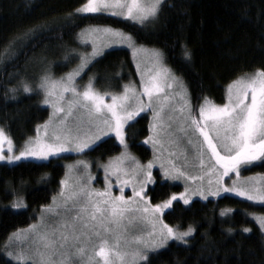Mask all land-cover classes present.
Listing matches in <instances>:
<instances>
[{
	"label": "snow or ice",
	"instance_id": "obj_1",
	"mask_svg": "<svg viewBox=\"0 0 264 264\" xmlns=\"http://www.w3.org/2000/svg\"><path fill=\"white\" fill-rule=\"evenodd\" d=\"M163 7L164 0H85L76 12L108 13L144 24L157 18ZM28 35L24 34L25 37ZM78 38L82 44L90 40L92 51L79 52L72 49L64 58L70 60L73 56L78 57L79 64L74 69L58 79L47 70L40 77L38 87L43 92L42 103L52 108L49 120L43 125L44 135L49 139L37 135L35 142L28 143L19 154H15L12 139L0 128V160L12 162L22 157L47 159L50 155L70 150L83 152L101 137L114 133L125 152L119 163L113 166V171L120 184L132 186L133 195L126 197L123 187L120 188V195H113L107 181L108 166H105L106 186L102 191L90 187V176L88 181L77 177L72 185L61 181L65 186L59 193L61 200L57 202L53 198L52 205L44 208L47 219L42 214L41 223L33 226L29 237L31 250L26 251L24 244H19L15 251L9 250L6 245V255L10 260L15 264H147L149 250L164 246L170 239L187 242L185 238L194 232L192 226L180 231L159 218L165 209L172 207L177 195L173 194L161 203H151L145 189L153 183V162L141 165L127 153L125 125L146 110H151L153 119L149 128L150 135L144 143H151L154 152L168 151L171 156L184 157V164L180 167L175 163L170 168L161 165L166 179H197L185 171L188 166L186 151L177 152L180 141L171 131L176 119L173 113L180 114V133L187 136L188 129H191L193 135L199 134L197 143L194 144L191 138L187 143L195 148L201 170L205 165V148L211 154L210 159L215 161L207 171L217 174L216 186L213 187L212 180H209L207 189L200 186L190 191L186 187L185 192L179 194L184 204L189 203L191 195L207 199L221 192H233L249 201L264 203V177L252 178L251 183L240 187H224L222 183L230 172L239 176L241 166L252 165L257 161L264 163V69L246 73L230 83L226 89L225 103L221 105L205 97L198 107L197 115V109L192 107L187 98V89L182 79L163 63L159 50L138 47L131 36L110 27H89L82 30ZM112 44H127L134 56L139 53L148 54L151 67L147 69V74L140 72L137 65L141 75L139 88L129 84L124 85L120 93L100 92L94 85V78L89 77L81 89L76 77L93 58L101 54L103 47ZM183 56L185 60L191 59L187 47ZM22 84L25 93L33 91L28 83ZM106 97H110V100H106ZM177 98V103H172ZM75 112L86 115L89 125L94 126L95 131L84 136L73 134L67 122ZM5 145L8 155L4 153ZM125 158L132 161L130 167L123 166ZM78 163H83L84 169H87L86 162ZM25 206L20 199L12 204L17 209ZM227 211L230 210L222 211L221 215ZM255 219L264 231V215L256 216ZM140 222L151 225L148 236L152 239L145 240L141 235H132L130 241V227ZM158 223L161 225L159 229ZM244 231L250 229L245 228Z\"/></svg>",
	"mask_w": 264,
	"mask_h": 264
},
{
	"label": "trees",
	"instance_id": "obj_2",
	"mask_svg": "<svg viewBox=\"0 0 264 264\" xmlns=\"http://www.w3.org/2000/svg\"><path fill=\"white\" fill-rule=\"evenodd\" d=\"M84 2L0 0V127L17 145L33 136L49 116L40 95L25 93L19 83L26 66L42 57L61 60L65 48L73 46L88 26L118 29L136 43L158 49L186 84L194 109L205 97L223 103L230 83L264 69V0H165L159 16L147 25L102 13L78 15L76 9ZM185 47L190 60L183 56ZM86 72L101 91L119 92L137 80L131 54L124 48L107 50ZM148 120L142 114L125 128L129 148L142 162L152 154L141 144L149 135ZM120 150L108 137L85 155L104 161ZM71 158L0 163V264H15L4 254V244L50 203L64 176L63 161ZM180 189L179 184L156 182L147 189V197L155 204ZM18 199L26 206L13 208ZM224 210L230 211L221 215ZM258 215H264V206L230 195L194 199L187 205L174 201L163 213V222L180 230L192 226L194 232L186 243L172 241L149 254L147 264H264V231L255 219Z\"/></svg>",
	"mask_w": 264,
	"mask_h": 264
},
{
	"label": "rangeland",
	"instance_id": "obj_3",
	"mask_svg": "<svg viewBox=\"0 0 264 264\" xmlns=\"http://www.w3.org/2000/svg\"><path fill=\"white\" fill-rule=\"evenodd\" d=\"M77 14L78 15H88V14H92V13H77ZM102 14L110 15L108 13H102ZM114 17L125 19V18L119 17V16H114ZM153 20L154 19L146 21L144 24H140V23H137V22H135V23L140 24V25H147L148 23L152 22ZM132 22H134V21H132ZM89 27L90 26L86 27L85 29H88ZM91 27H96V26H91ZM85 29H83V30H85ZM121 32L125 33L124 31H121ZM125 34L129 35L128 33H125ZM132 41L138 47L139 46H143V45H140V44L136 43L133 39H132ZM143 47L145 49H148V50L155 49V48H152V47H146V46H143ZM117 48H124V49L129 50V52L131 54V57L133 59V63H134L135 68H136L137 80L133 81L131 83H128L127 85L131 84L134 87L139 88L140 81H141V75L137 71V65H139L140 72H143V73L147 74V69L151 67V64L149 62L148 54L147 53H139V54L134 56L132 49L129 48L127 44H112L111 46L103 47L101 49V54H99L95 58H93L91 60V62L87 65V67L80 73V75L78 77H76L77 83L81 87V89L83 88V86L85 84H87V82L89 80V77H92L91 73H87L86 72L87 68L96 59H98L100 56H102L107 50L117 49ZM72 49H77L79 52H85V51L91 52L92 51V44H91L90 40H89V42L87 44H82L80 42L78 36H77V38H75V40H74L73 46H69L68 48H65L64 53L65 54L66 53H70L72 51ZM156 50H158V49H156ZM65 54H64V57H65ZM64 57L63 58L59 57L61 60L45 59V58L42 57L40 60L34 61L33 64L31 63L30 65L26 66V70L22 74V76H21V78L19 80V83H20L21 86H23L22 82L23 83H28L33 88L32 92L33 93H37V94L40 95V102H41V104L43 106L48 108L49 116L44 122H42L41 124H39L37 126L34 135L31 136L30 138H28L21 145H17L12 140L13 141V146H14L13 147V152L15 154H19V151H21L24 147H26L28 143L35 142V139H36L37 135H39L42 139H49V137H45V135H44V131L45 130H44L43 125L45 124V122H47L49 120V117H50V115L52 113V108L49 105H45V104L42 103L43 92L39 89L38 85L40 83V77L44 73L45 70H47L49 73H51V75L54 78L58 79L61 76L65 75L66 73L70 72L72 69H74L77 66V64H79L78 57L73 56V58L70 59V60H65ZM162 60H163V63L169 69H171L170 66L167 64V62H166V60H165L163 55H162ZM62 67H64L62 72L59 73V74H56L55 73V69H58V68L61 69ZM171 71L175 74V72L172 69H171ZM177 77H179V76H177ZM183 83H184V81H183ZM184 85L186 86L185 83H184ZM96 89L98 91H100V92H106V91L99 90L97 87H96ZM186 89H187V87H186ZM122 91H123V88H121V91H119V92H110V93H120ZM107 92H109V91H107ZM66 95H70V94H66ZM187 98L190 101L192 100L190 95L188 94V89H187ZM178 99L179 98H177L176 100L172 101V103H174V104L177 103ZM106 100H110V97H106ZM225 100H226V96H225ZM223 103H225V101ZM223 103H221V104H223ZM215 104H217V103H215ZM221 104H217V105H221ZM191 105L193 107L192 103H191ZM198 107L195 108V109H197V112H196L197 115H198ZM142 114H146L148 116V119H149L148 120V124H149L148 128H150V123L152 122V119H153L151 110H146V111L140 113L139 116H141ZM173 115L176 117V119L173 121V127H172L171 131L173 132L174 136L179 137V141H180L179 148L177 149V152L179 153L180 150H185L186 151L187 157H188V166L185 168V171L188 172L189 175L197 177V179L190 180V179H186L185 177H181L180 179H176V180L166 179L163 176L161 165L163 164L164 167L170 168L172 163H175L177 165V167H180V166H182L184 164V157H183V155L171 156L168 151H163V152L156 151V152H154L153 146H152L151 143H148V144L144 143L145 139L150 135V133L145 139H143L141 141V144L147 146L151 150L152 154H151V157H150L149 160H146L144 162L140 161L136 157V155L130 150L129 145H128L127 141H126V143H127V153L130 154L131 157H134L135 161L139 162L141 165H147L149 161L153 162V167L151 169L152 175H153V183H150V184H148L146 186V189H145L146 192H147V189L149 187L153 186L156 182H169V183H172V184H179L181 186V189L179 191H177V192L171 193L169 195V197L166 198L165 200L169 199L173 194H176L177 195V200H175V201H179V202L183 203V201L179 199V194L185 192V188L186 187L189 188L190 191L191 190H195V189H197L200 186H203L205 189H207L208 186H209V184H208L209 180H212V182H213L212 186L215 187L216 186L215 182H216V179H217V174L215 172L208 173V171H207L208 167H210L212 164H214L215 161L210 159L211 154H210V152L207 151L206 148H205V157H204L205 165H204L203 171L201 170V168L199 166V161H198L197 156H196L195 148H193L192 145H189L187 143V140L189 138H191L193 140L194 144L197 143V137H198L199 134L197 133V134L193 135L191 129H188V135L187 136H185L183 133H180L178 131V127H179V124H180V114L177 112V113H173ZM139 116H137L135 118V120ZM134 121H129V123L127 125H125V128H126V126H128L130 123H132ZM67 127L72 130L73 134H77L78 133L81 136H84L86 134H91L92 132L95 131V127L89 125L87 116L84 115L81 112H75L73 117L69 118V120L67 122ZM38 129H39V131H38ZM50 131H51V129H49V133H50ZM108 137H113L115 139V141L118 143V145L121 147V150H120V152L117 155L111 156V157H109L108 159H106L104 161H99V160H96V159H94V158H92L90 156H86L85 155V152H87L88 150L93 148L96 144H98L100 141H102V140H104L105 138H108ZM125 140H126V137H125ZM200 140H202V138H200ZM124 152H125L124 147L115 138L114 133H109L107 136L101 137V139L99 141H96L95 144H93L89 149H85L83 152H76V151H71L70 150V151L60 152V153H57L55 155H50V156H48L47 159H41V158H36V157H26V158L22 157L20 160H16V161H12V162H8L6 159L5 160H0V163L7 164V165H12V164H16V163H19V162H22V161L45 162V161H48L51 158H55V157H59V156H72L71 159H67V160L63 161L64 162L63 163L64 164V176H63L61 181H67L69 185H72L76 181L77 177H82L84 180L88 181V177L90 176L91 179H90V181H88L89 184H90V187L102 191L105 188V186H106L105 166H108L109 167V172L107 173V181L110 184V189H111L113 195H120V188L123 187L124 188V195L126 197H131L133 195L132 186L131 185L124 186V185L120 184L117 181V175L113 171V166H115V165H117L119 163V161L122 158V153H124ZM4 153H5V155H8V153H7V145H5ZM78 162H86L87 165H88L87 169L86 170L84 169L83 163H78ZM131 163H132L131 160L125 158L123 166L124 167H130ZM121 177L123 178V174L122 173H121ZM200 177H202V179ZM261 177H264V163L257 161V162H254L252 165L241 166L239 176H237L235 172H230L228 174V176H225L223 178L222 183H223L224 187H233L234 185L236 187H240V186H244V185H247V184L251 183L252 182V178L259 179ZM64 187L65 186L62 185L61 182H60L59 191L56 193V195L53 196V198H55L57 202H59L61 200V197H60L59 193L61 192L62 188H64ZM223 195H230V196H233V197L240 198L242 200L249 201L246 197L238 196V195H236L233 192H221L220 195H218V196H208L207 199H215V198H217L219 196H223ZM53 198L51 199L50 203L47 204L46 206L52 205ZM194 199L206 200V199H202L199 195H191L189 203L192 200H194ZM161 202H159V203H161ZM249 202H251L253 204H256V205L264 206V203H261V202H258V201H249ZM44 208H45V206L41 207V209L37 212L36 219L33 222H31V224L28 227H26L24 229H21V230H18V231L14 232V233H12L10 235L9 239H7L6 243L3 246V252H4L5 255H6V248H5L6 245L8 246L9 250H13V251L17 250L19 244H24L26 251H30L31 250L30 247H29V245L31 244V241H30L29 237H30V235L32 233L33 226L39 225L41 223L42 214L47 219V213L44 212ZM166 210L167 209H165L164 212ZM163 213L160 214V217H159L161 220H162ZM258 216H260V215H258ZM159 227H161V225L158 223L157 224V228L159 229ZM178 230H180V229H178ZM150 231H151V225L150 224L145 223V222H140L135 227H130L128 239L131 241L132 235H141L143 237V239L151 240L152 237L148 236V232H150ZM180 231H183V230H180ZM17 237H19L18 240L16 239ZM187 238L188 237H186L185 239L187 240ZM172 241H177V240H173V239L168 240L167 243L164 246L159 247L156 250H149L148 251V255L153 253V252H155V251H158L159 249L164 248L165 246H167V244L169 242H172ZM177 242H180V241H177ZM6 257L9 258L7 255H6Z\"/></svg>",
	"mask_w": 264,
	"mask_h": 264
}]
</instances>
